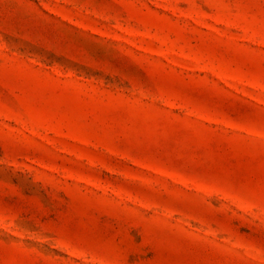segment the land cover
<instances>
[{"label":"rangeland","instance_id":"374dc122","mask_svg":"<svg viewBox=\"0 0 264 264\" xmlns=\"http://www.w3.org/2000/svg\"><path fill=\"white\" fill-rule=\"evenodd\" d=\"M0 264H264V0H0Z\"/></svg>","mask_w":264,"mask_h":264}]
</instances>
